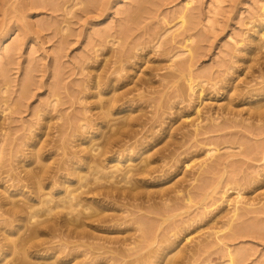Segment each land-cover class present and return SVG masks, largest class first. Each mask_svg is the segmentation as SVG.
Returning a JSON list of instances; mask_svg holds the SVG:
<instances>
[{"label": "rangeland", "instance_id": "374dc122", "mask_svg": "<svg viewBox=\"0 0 264 264\" xmlns=\"http://www.w3.org/2000/svg\"><path fill=\"white\" fill-rule=\"evenodd\" d=\"M263 31L264 0H0V246L30 240L33 225L4 213L28 197L19 177L61 165L55 196L78 188L71 175L98 142V107L116 96L127 105L109 124L140 122L104 172L152 161L149 172L132 199L101 200L85 235L20 246L26 263L264 264ZM39 150L53 154L41 162ZM158 207L167 212L150 213ZM139 219L153 223L150 238Z\"/></svg>", "mask_w": 264, "mask_h": 264}, {"label": "bare ground", "instance_id": "6f19581e", "mask_svg": "<svg viewBox=\"0 0 264 264\" xmlns=\"http://www.w3.org/2000/svg\"><path fill=\"white\" fill-rule=\"evenodd\" d=\"M189 4L190 3H188V5ZM261 36L263 37L264 33ZM191 41L192 40L190 38L186 40V42H191ZM173 79L174 82H172L169 89L173 90V92H176L177 94H181L183 91L186 90L184 86H177L178 85V83L176 82V80H178L177 77L174 76ZM186 81L189 83L188 89L190 91V94H194L195 86L193 85V78L190 76L189 79ZM200 97L201 96L199 95L198 98ZM121 100L122 99H120L119 97L116 98L115 96L112 99L107 100L104 105L98 107L99 109L106 111V112L104 111L98 112L95 115V121L100 122L99 124H96L97 130L95 129L96 132H100V136L98 137L97 140L98 142L84 153L85 155L83 156L82 159L86 165L78 168L80 172L72 173L71 175L77 178V183L79 185L78 188L73 189L68 193H65L63 197L61 194L58 195V197L55 196L56 195L55 189L52 187L58 183V179H59L58 173L63 169L61 165L60 166L57 165V167L55 168L51 166H47V167L43 166L41 167V170L38 171L30 170L26 172V176L19 177L18 181L21 183L24 182L25 186H28V189L30 191L29 193H27L28 197L22 200L24 201V203L22 202L23 204H18L17 202H15L16 204H14L13 207H11L10 209H7L6 211L4 210V213L5 215L12 216L14 218H17L20 215L22 221H26L27 224H32L34 226L33 227L27 225L28 228L31 227L29 229L31 231L28 230L30 232L28 234L30 240H28L27 242V245L28 243L30 245V247L28 245L30 250L31 248L33 250L34 248L38 247L37 241L44 236H50L52 238H55L62 235H67V236L85 235L84 232H80L79 230H83L85 226L90 225L89 223L100 221L102 218L101 215L103 213V209H102L103 205L100 204L101 200L116 198V197H124V199L125 198L132 199L134 196L133 192L136 189L134 185L138 180L135 177L140 176V174H145V173L147 174L149 172V168L152 161H146V165L142 168L140 173L139 171H137L136 174H131L134 171H131V169H127V168H123V169L116 168L115 172L106 173V174L104 172L106 168L105 165H103L104 162L106 161L104 158L109 153L114 152L113 155H118L116 158L119 159L120 155L123 156L124 153L127 152V149L129 151L131 147L133 148L134 145L130 147H126L127 149L125 150L124 149L121 150L125 146V143H123L125 139L127 138L133 139L132 128L134 126H137L140 122L139 117L130 118L131 117L130 115H126L125 118L122 117L124 118L123 121H121L122 118H116V119H112L111 121L112 124H109L108 118L112 114H120L119 111L124 109V107L123 108L120 107L127 105L126 103H124V105L119 104ZM199 109H200L199 106L195 108L196 113L200 112ZM98 126H104V127L108 126L114 128L113 131L104 133V131H102L103 127H98ZM114 148H118V150L114 151ZM45 153L43 152V150H39L34 154L37 155V157L42 162L47 159V155L53 154L51 150L49 151L46 150ZM187 166L189 165H186L185 167ZM118 178H120V180H118ZM207 180H208V174L206 173L201 180V184H202L201 190L208 183ZM120 184H123V186L118 187V185ZM81 189H84V191ZM46 190H48L47 191L48 193H44L46 192ZM201 190L197 191L195 195L200 194ZM84 195L93 196L94 201L97 200L96 204H88V205L83 204L86 203L85 201L83 202ZM191 200L192 197L191 196L188 197V202H191ZM39 205L43 206L44 208L42 207L40 211L38 210L36 211L35 208ZM235 210L237 211L238 208L236 207ZM154 211H158L161 214H163L164 212H167V209L164 207H158L151 209L150 213ZM35 219H41V220L40 221L36 220L35 222L36 224L34 222H31L32 220ZM232 224L233 221L228 222L229 226H232ZM153 226H154L153 223H148L147 221H145V219L138 220V227L140 228L142 234L145 237L150 238L152 236V234L154 233ZM25 228L27 230V227ZM21 229L22 227L19 226L15 234L19 233ZM24 244L25 243H23L22 241L20 242L19 240H12L6 237L5 244L0 246V257L4 255H5L4 257H6L9 254H16L18 253V251H22L24 254L23 253H22L23 255L21 254L22 255L21 263L22 262L26 263L29 252L26 253V251L23 250ZM20 246L23 247L21 248ZM20 257L21 256H19L18 254L17 258L20 259ZM15 261H17L16 264H19L18 260ZM230 261L232 262V256H230Z\"/></svg>", "mask_w": 264, "mask_h": 264}]
</instances>
